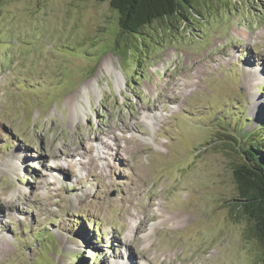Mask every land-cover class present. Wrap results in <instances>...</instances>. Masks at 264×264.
<instances>
[{
	"label": "rangeland",
	"instance_id": "1",
	"mask_svg": "<svg viewBox=\"0 0 264 264\" xmlns=\"http://www.w3.org/2000/svg\"><path fill=\"white\" fill-rule=\"evenodd\" d=\"M182 15L0 3V264H262L224 136L264 135V0Z\"/></svg>",
	"mask_w": 264,
	"mask_h": 264
},
{
	"label": "trees",
	"instance_id": "2",
	"mask_svg": "<svg viewBox=\"0 0 264 264\" xmlns=\"http://www.w3.org/2000/svg\"><path fill=\"white\" fill-rule=\"evenodd\" d=\"M3 0H0V3ZM95 2H107L109 7L117 14V26L121 39L137 37L141 39L144 29L154 23L166 22L176 16L182 15L184 10L192 9L195 0H92ZM191 14H193L191 12ZM195 15H198L195 13ZM114 48L127 52L123 45L115 42ZM259 131L246 134L247 144L241 145V141L233 136L225 135L232 152L240 154V161L232 168V174L236 189L234 203L231 207L235 220H244L248 226L245 229V238L255 240L261 253V262L264 264V135L259 137ZM219 139V138H218ZM223 139V138H222ZM219 139V142L222 141ZM233 145L236 147L234 148ZM234 157V156H233ZM38 241H41L39 238ZM91 255V254H90ZM95 260L98 257L94 255ZM85 264V257L75 259Z\"/></svg>",
	"mask_w": 264,
	"mask_h": 264
},
{
	"label": "bare ground",
	"instance_id": "3",
	"mask_svg": "<svg viewBox=\"0 0 264 264\" xmlns=\"http://www.w3.org/2000/svg\"><path fill=\"white\" fill-rule=\"evenodd\" d=\"M108 67H110V66H107V68ZM112 71V70H111ZM113 71H114V69H113ZM120 75V74H119ZM120 78H121V76H119ZM84 88H86V87H84ZM84 90V89H83ZM171 91V90H170ZM173 93V92H172ZM175 99V98H174ZM73 151H78V149H75V150H73ZM67 154V153H66ZM182 220V219H181Z\"/></svg>",
	"mask_w": 264,
	"mask_h": 264
}]
</instances>
